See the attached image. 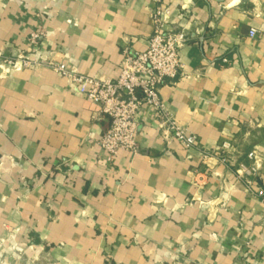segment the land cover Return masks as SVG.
I'll return each mask as SVG.
<instances>
[{
	"label": "crops",
	"instance_id": "obj_1",
	"mask_svg": "<svg viewBox=\"0 0 264 264\" xmlns=\"http://www.w3.org/2000/svg\"><path fill=\"white\" fill-rule=\"evenodd\" d=\"M165 2V30L189 40L161 96L204 148L230 140V164L184 148L146 105L136 151L109 164L111 119L48 65L116 78L148 47L153 0H0V51L36 60L0 58V264H264V202L234 172L264 154V0Z\"/></svg>",
	"mask_w": 264,
	"mask_h": 264
},
{
	"label": "built area",
	"instance_id": "obj_2",
	"mask_svg": "<svg viewBox=\"0 0 264 264\" xmlns=\"http://www.w3.org/2000/svg\"><path fill=\"white\" fill-rule=\"evenodd\" d=\"M154 30L149 37L146 50L135 54L126 53L116 78L89 76L72 70L60 60H51L48 65L56 72L68 77L77 91L89 100L101 106L103 113L109 116L111 124L103 134L100 144L106 153V160L114 164L121 150L136 151L138 122L137 116L142 106H148L154 115L158 128L170 133L184 148L200 150L203 160L215 157L220 163L230 164V152L233 144L230 140L222 141L214 149L204 148L196 134L182 125L169 110L167 102L161 96V87L167 80L175 79L183 68L180 49L189 40L188 33L166 31L164 28L169 17L165 0H153ZM258 31L252 28L249 32L255 37ZM43 35L42 30L31 34V40L37 43ZM0 58L5 55L0 51ZM5 64L12 69L32 67L36 64L30 56L19 54L16 58L5 59ZM252 164H240L235 170L239 180L244 181L246 189L264 202V189H254L261 176L259 161H264V154L252 151L248 154Z\"/></svg>",
	"mask_w": 264,
	"mask_h": 264
}]
</instances>
